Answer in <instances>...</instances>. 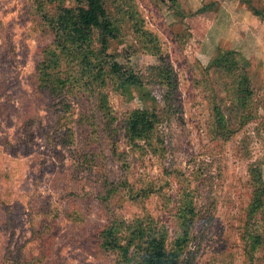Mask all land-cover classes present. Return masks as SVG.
<instances>
[{
  "label": "rangeland",
  "instance_id": "rangeland-1",
  "mask_svg": "<svg viewBox=\"0 0 264 264\" xmlns=\"http://www.w3.org/2000/svg\"><path fill=\"white\" fill-rule=\"evenodd\" d=\"M105 2L106 53L141 84L88 74L53 93L36 65L74 1L0 0V264H124L98 235L138 242L136 224L177 264H264V204L248 216L264 185V0ZM100 41L92 57L112 59ZM135 109L158 114L152 140L131 143Z\"/></svg>",
  "mask_w": 264,
  "mask_h": 264
},
{
  "label": "trees",
  "instance_id": "trees-1",
  "mask_svg": "<svg viewBox=\"0 0 264 264\" xmlns=\"http://www.w3.org/2000/svg\"><path fill=\"white\" fill-rule=\"evenodd\" d=\"M73 1L75 4L73 7L62 8V12L56 14V17L49 22L51 43L44 50V58L36 65V71L40 77L39 82L53 93L62 91L63 87L59 85L66 81L79 86L83 91L87 90L88 83L81 82L83 77L88 74L90 75L87 82L97 81L98 78L104 81L107 78L109 82L112 81L111 83L115 84L116 89L123 88L127 84H141L138 75L131 69L122 67L111 54L106 53L107 37L112 34L113 28L105 0ZM254 12L264 19V9L254 10ZM95 30L99 31L101 36L102 54L112 59L96 61L92 57L94 50L90 43ZM86 70H88L87 73ZM237 89L239 88L235 87L233 90ZM238 91L243 94V101L251 94L247 87L246 89L242 87ZM82 94L84 96L83 92ZM85 97L89 102V97ZM94 106L95 110L91 109L90 104L88 106L93 113L103 105L94 104ZM157 123L158 114L155 110L135 109L131 111L126 123V132L131 143L137 144L141 141L152 140ZM253 175L258 182L262 183L258 173ZM255 186L256 189L248 207V216L250 217L264 204V185L258 184L257 186L256 184ZM190 212L193 213V210ZM140 227L141 224L134 226L140 233L138 242L134 241L133 243V239H130L122 245L117 229L106 225L98 235L99 247L105 251L118 250L124 264H177L178 252L167 244L165 234L150 233L146 240L141 242L140 237L143 229ZM260 236L258 233L251 239L257 241ZM132 244L134 249L131 247Z\"/></svg>",
  "mask_w": 264,
  "mask_h": 264
}]
</instances>
